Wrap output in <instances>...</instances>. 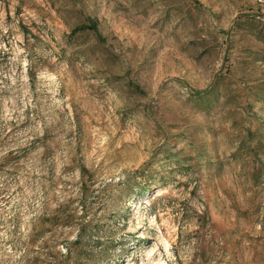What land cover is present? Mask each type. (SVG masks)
<instances>
[{"label":"rangeland","instance_id":"rangeland-1","mask_svg":"<svg viewBox=\"0 0 264 264\" xmlns=\"http://www.w3.org/2000/svg\"><path fill=\"white\" fill-rule=\"evenodd\" d=\"M264 264V0H0V264Z\"/></svg>","mask_w":264,"mask_h":264},{"label":"bare ground","instance_id":"bare-ground-1","mask_svg":"<svg viewBox=\"0 0 264 264\" xmlns=\"http://www.w3.org/2000/svg\"><path fill=\"white\" fill-rule=\"evenodd\" d=\"M159 264V263H158Z\"/></svg>","mask_w":264,"mask_h":264}]
</instances>
